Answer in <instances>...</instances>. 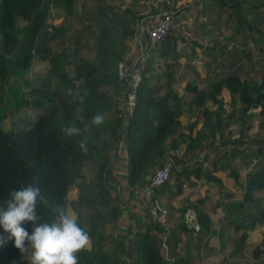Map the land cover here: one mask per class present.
<instances>
[{"label": "trees", "instance_id": "obj_1", "mask_svg": "<svg viewBox=\"0 0 264 264\" xmlns=\"http://www.w3.org/2000/svg\"><path fill=\"white\" fill-rule=\"evenodd\" d=\"M61 1L65 18L55 23L49 21L46 0H0V77L4 79L10 72L29 69L34 58L48 59L58 81L65 85L61 89L51 88L42 80L29 88L30 98L25 97L22 104L48 108L47 113L40 114L31 125H18L10 130L0 121V206L10 198V191L32 185L40 190L37 213L41 222L52 224L58 218L59 209L63 208L70 215L66 194L75 189L73 212L78 224L88 233L91 245L76 254L78 264H105L108 260L102 246L113 238L106 226L118 214V204L106 192L105 156L110 141L120 136L124 138L130 185L150 182L146 178L150 169H156L167 160L176 168L180 159L172 150L180 145L181 138L173 137L179 123L175 118L176 102L172 100L176 94L170 85L174 71L173 66L167 70V79L162 84L167 87L166 93L155 94L158 88L147 85L143 70L137 105L123 123L124 113L116 108L114 95L125 88V79L120 78L118 67L127 47L125 42L119 45L117 40L133 35L130 25L138 14L130 12L128 17L127 11L120 16L114 12V20L109 18L110 24L104 21L101 30L93 33L91 25L82 26L72 39L66 23L77 0ZM216 1L224 3V0ZM101 6L104 5H98ZM100 10L91 11L90 19L102 22ZM87 28L96 39L91 58L79 55L78 48L69 49L73 42L79 48L85 46L82 37ZM169 34L170 31L163 40ZM69 63L73 65V74L67 67ZM186 90L193 93L192 100L198 105L207 99L217 104L214 110L203 108V130L208 129L213 134L220 128L221 144L226 141L221 135L226 124L247 122L254 109L264 118V71L241 78L233 69L206 87L188 81ZM225 90L229 95L227 104L223 98ZM97 115H103L102 124L93 123ZM72 126L81 129V134L67 135L65 129ZM201 136L205 135L199 132L196 138ZM194 139L188 142V149L196 147ZM82 141L86 151L80 147ZM259 152L264 157L263 143ZM253 177L246 186V199L252 188L264 187V166ZM199 216L200 221H207L203 215ZM159 222L150 218L144 228L134 232L125 247L129 255L125 264H167L159 246ZM25 227L31 232V224ZM0 235L6 237L7 233L0 231ZM30 252L21 255L14 242L8 241L6 246L0 247V264H30ZM260 252L259 247L253 251L255 256Z\"/></svg>", "mask_w": 264, "mask_h": 264}, {"label": "crops", "instance_id": "obj_2", "mask_svg": "<svg viewBox=\"0 0 264 264\" xmlns=\"http://www.w3.org/2000/svg\"><path fill=\"white\" fill-rule=\"evenodd\" d=\"M126 5L128 17L131 13L140 17L132 22L131 50L124 59L143 63L147 85L156 88L162 86L173 66L170 85L176 94L172 100L179 121L173 137L181 142L172 151L180 160L166 183L130 185L124 138L110 141L105 156L106 192L118 204V214L106 226L113 238L102 246L108 260L105 264L128 262L125 247L134 232L147 225L153 203L161 209L157 235L167 264H264V187L252 188L249 197H244L249 181L264 166V157L258 153L264 145V118L254 109L247 122L226 124L221 131L226 141L221 144L220 128L213 134L203 130V108L214 110L217 104L207 99L198 105L192 100L193 93L186 90L188 81L206 87L233 69L241 78L250 77L247 75L258 69V61L264 68V0H129ZM126 11L115 13L120 16ZM166 11L174 12L169 37L147 56L145 29ZM226 38L237 40L228 59L224 54ZM219 68L223 70L220 75ZM166 91L163 85L154 93ZM227 93L223 92L226 100ZM124 95L125 89L114 95L119 112L124 110ZM199 132L205 136L196 138ZM191 139L196 147L188 149ZM188 208L207 219L201 220L199 230L184 223ZM90 246L89 239L86 248ZM256 247L261 252L255 256Z\"/></svg>", "mask_w": 264, "mask_h": 264}, {"label": "rangeland", "instance_id": "obj_3", "mask_svg": "<svg viewBox=\"0 0 264 264\" xmlns=\"http://www.w3.org/2000/svg\"><path fill=\"white\" fill-rule=\"evenodd\" d=\"M129 0H103L102 5L109 6V9H105L104 6H101V8L98 7L100 5L97 3V0H77L74 5L73 14L70 16L69 20L66 24L69 25V28L67 29V33L71 36L72 39H74L77 34L79 33V30L81 31L82 26L91 25V29L93 33L97 32L98 30H101L102 23L105 21L107 24L110 21L108 20H114L113 13L114 12H122L126 11V8L128 7L126 4ZM48 6V12H49V21H53L57 23L59 20H64V6L62 4L61 0H46L45 2ZM101 9L99 12L103 14L102 16V22L99 21V19H90V12L94 11L98 13V10ZM103 9V10H102ZM105 10V11H104ZM107 15H106V14ZM128 14V13H127ZM129 15V14H128ZM130 26H133L132 24ZM51 30L52 28L48 26ZM52 31V30H51ZM90 29L87 28L85 30L86 35L82 37V42H86L85 46L78 47V44L76 42H73L70 45L69 49H73V47L78 48V54L83 55L85 57L91 58L94 55V48L93 45L95 44V36L94 34L89 33ZM230 33V32H229ZM233 35V34H232ZM118 36V35H117ZM131 37V36H130ZM130 37L125 36V40L123 36L121 39L117 40L118 44L121 45L123 42H125L127 50L125 52V55L128 54V51L131 50L130 48ZM237 40L235 38H226L223 40V43L225 44V59H228V54L230 51L235 49V43ZM56 48V47H55ZM255 52V51H254ZM258 53V54H257ZM256 55L259 56V52H256ZM48 60V59H47ZM257 60V59H256ZM49 61V60H48ZM46 59H42L41 61L38 59H34L30 65V68L24 71H13L10 72L4 79L0 77V121L3 125V127L14 130L17 128L18 125L23 126H29L31 125L35 119L41 114H46L48 108L45 107H34L33 105L29 104H22L23 99L30 98V95L27 93L29 88L33 84H39L41 80H46L49 87L51 88H58L61 89L65 85H63L60 81H58L57 75L52 71L51 67L49 66ZM202 60H200L201 62ZM258 69L248 73L247 76H256L260 74L262 71H264V68L260 67L262 64L258 61ZM68 69L70 70V73L73 74V65L71 63L67 64ZM227 71H229L227 69ZM222 71H218V75L222 73ZM255 72V73H254ZM162 90V86H158V91ZM224 98V96H223ZM226 104L228 103L227 100H225ZM36 117V118H35ZM227 130H234V127L227 128ZM253 132V131H252ZM260 148V147H259ZM259 150V149H258ZM239 156V154H237ZM258 158V157H257ZM67 199L69 202L68 209L70 210V216L73 217V206L76 198V190H69L66 194ZM1 233H4V230H0Z\"/></svg>", "mask_w": 264, "mask_h": 264}, {"label": "clouds", "instance_id": "obj_4", "mask_svg": "<svg viewBox=\"0 0 264 264\" xmlns=\"http://www.w3.org/2000/svg\"><path fill=\"white\" fill-rule=\"evenodd\" d=\"M103 121V115L93 118L97 125ZM81 131L75 126L65 129L69 136L79 135ZM80 147L86 151L84 141ZM9 197L0 206V228L7 233L6 237L0 235V247L13 241L21 255L31 250L30 264H78L76 254L87 247L90 237L75 218L61 208L54 223L41 222L37 213L40 190L32 185L10 191ZM26 224L32 225L31 232Z\"/></svg>", "mask_w": 264, "mask_h": 264}, {"label": "built area", "instance_id": "obj_5", "mask_svg": "<svg viewBox=\"0 0 264 264\" xmlns=\"http://www.w3.org/2000/svg\"><path fill=\"white\" fill-rule=\"evenodd\" d=\"M174 14L166 11L159 14L154 22L145 29L146 51L150 55L151 51L156 47L158 42L162 41L173 26ZM146 56V58H147ZM144 64L141 62L131 63L126 59L119 62L118 74L120 78L125 79V95H124V118L127 119L133 114L137 105L140 86L143 81ZM173 163L167 160L158 166L151 175L149 186H160L166 183L172 174ZM150 217L154 221L161 219V209L153 203L149 206ZM184 223L194 230L201 228V221L198 212L194 208H188L184 212Z\"/></svg>", "mask_w": 264, "mask_h": 264}, {"label": "water", "instance_id": "obj_6", "mask_svg": "<svg viewBox=\"0 0 264 264\" xmlns=\"http://www.w3.org/2000/svg\"><path fill=\"white\" fill-rule=\"evenodd\" d=\"M154 170H155L154 168L150 169L149 174H148L147 177H146L147 179L150 178V175L154 172Z\"/></svg>", "mask_w": 264, "mask_h": 264}]
</instances>
